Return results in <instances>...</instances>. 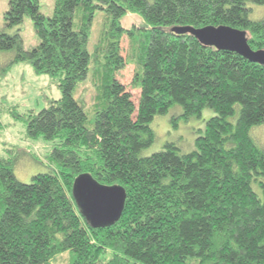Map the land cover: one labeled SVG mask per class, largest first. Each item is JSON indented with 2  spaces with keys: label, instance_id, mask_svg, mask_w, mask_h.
I'll list each match as a JSON object with an SVG mask.
<instances>
[{
  "label": "trees",
  "instance_id": "1",
  "mask_svg": "<svg viewBox=\"0 0 264 264\" xmlns=\"http://www.w3.org/2000/svg\"><path fill=\"white\" fill-rule=\"evenodd\" d=\"M251 2L264 4L54 0L47 15L40 0H9L5 24L29 15L39 41L26 49L19 29L1 30L0 49L13 55L0 72L26 60L57 81L61 96L17 113L29 137L50 141L52 170L25 182L14 172L16 156L0 155V264H54L65 251L69 264H264V137L254 133L264 125V64L172 30L230 25L247 31L252 48H264V17L250 16ZM100 10L105 16L90 51ZM128 13L146 26H124ZM91 63L95 97L87 106L74 90ZM128 63L136 100L117 78ZM176 104L184 118L206 106L215 114L193 149L167 141L142 154L156 140L155 116ZM80 173L125 187L116 221L89 223L73 194Z\"/></svg>",
  "mask_w": 264,
  "mask_h": 264
},
{
  "label": "rangeland",
  "instance_id": "2",
  "mask_svg": "<svg viewBox=\"0 0 264 264\" xmlns=\"http://www.w3.org/2000/svg\"><path fill=\"white\" fill-rule=\"evenodd\" d=\"M249 5L252 6L250 12L252 18L264 17V4L251 2ZM8 7L9 0H0V31L15 32L19 29L24 47L31 49L39 41L32 19L29 15H25L20 24L6 25L4 13ZM40 7L42 12L49 15L53 12L54 0H40ZM104 16L105 12L102 10L95 14L88 40L90 51L94 50ZM121 21L124 26L128 27L131 25L146 26L145 20L136 13L126 14ZM121 45L122 54L125 56L128 46L127 37L122 38ZM12 55L11 50L0 49V67L6 65ZM92 63L87 77L80 81L74 90V96L87 106H91L95 97V88L91 80ZM1 73L0 155L16 156L14 172L20 180L28 182L33 174L52 170L53 165L46 156L51 148V143L41 136L38 138L29 137L26 132V122L17 113H27L29 109L40 110L51 99L59 98L61 90L57 81L50 74L35 72L32 64L26 60L12 64L5 73ZM133 75L134 64L128 63L125 68L118 72L117 78L127 86L128 90L132 92L134 100H136L139 89L132 86ZM87 106L86 108H88ZM182 112V106L176 104L167 113L155 116L151 125L156 131V140L144 148L142 154H150L160 150L167 141L177 142L183 147V150L194 148L195 138L202 134L207 120L215 112L208 106L204 107L200 114L191 115L188 118L181 116ZM254 133L264 137V125L255 128ZM69 259L70 251H65L55 259L54 264H69Z\"/></svg>",
  "mask_w": 264,
  "mask_h": 264
},
{
  "label": "water",
  "instance_id": "3",
  "mask_svg": "<svg viewBox=\"0 0 264 264\" xmlns=\"http://www.w3.org/2000/svg\"><path fill=\"white\" fill-rule=\"evenodd\" d=\"M172 30L189 32L204 44L233 50L251 61L264 64V48H252L245 29L211 24L202 27L176 25ZM73 194L81 212L94 226L116 221L123 211L126 199L124 186L101 183L90 173L77 175L73 183Z\"/></svg>",
  "mask_w": 264,
  "mask_h": 264
}]
</instances>
